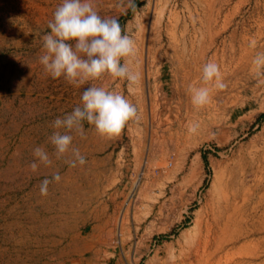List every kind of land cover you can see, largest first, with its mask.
Segmentation results:
<instances>
[{
  "label": "rangeland",
  "instance_id": "rangeland-1",
  "mask_svg": "<svg viewBox=\"0 0 264 264\" xmlns=\"http://www.w3.org/2000/svg\"><path fill=\"white\" fill-rule=\"evenodd\" d=\"M61 3L0 0V264H173L230 176L243 181L239 204L244 198L257 223L264 214V73L257 75L252 59L264 52V0H135L126 13L120 0H91L135 41L130 67L140 79L134 94L107 75L90 83L124 95L139 119L114 140L85 122V138L72 133L86 158L75 168L67 157L56 159L48 138L52 122L80 105L89 85L53 79L39 63ZM209 61L227 87L207 85L211 101L197 109L188 89L206 86ZM197 122L190 134L187 126ZM36 147L53 163L34 173ZM57 172L61 180L41 196V182ZM246 242L256 253L242 264H264L262 236Z\"/></svg>",
  "mask_w": 264,
  "mask_h": 264
},
{
  "label": "clouds",
  "instance_id": "clouds-1",
  "mask_svg": "<svg viewBox=\"0 0 264 264\" xmlns=\"http://www.w3.org/2000/svg\"><path fill=\"white\" fill-rule=\"evenodd\" d=\"M119 6L125 13L128 9H136L135 0H126V3L120 0ZM48 28L50 32L42 37L43 54L39 57L44 71L51 78L63 77L76 87L89 85L83 88L81 104L52 122L54 131L48 138L54 146L56 159L67 157L65 162L75 168L85 165L86 158L73 146L72 133L85 138V122L94 126L100 137L114 140L120 138L129 122L139 119L137 106L124 95L90 83L107 75L126 81L129 92L134 94L140 79L139 73L130 67L136 55V44L122 29L118 18L101 17L91 0H62L54 12V19L48 22ZM256 46V40L250 41L249 47L255 49ZM252 63L257 75L264 73V52H257ZM202 81L206 86L188 89L197 109L211 101V88L207 85L216 90L227 87L220 66L213 61L203 66ZM199 127L198 122L190 123L187 130L195 134ZM33 156L36 160L30 168L34 173L41 164L48 167L53 163L43 147H36ZM60 180L58 172L51 180L44 179L39 188L41 196L48 195L50 183Z\"/></svg>",
  "mask_w": 264,
  "mask_h": 264
},
{
  "label": "bare ground",
  "instance_id": "bare-ground-1",
  "mask_svg": "<svg viewBox=\"0 0 264 264\" xmlns=\"http://www.w3.org/2000/svg\"><path fill=\"white\" fill-rule=\"evenodd\" d=\"M191 55L193 57V54ZM245 169L246 167H240L241 172ZM241 185L243 181L240 179L235 184L232 176L220 184L216 199L206 207L203 217L196 223L190 241L173 254V264H242L247 261L244 258L248 255L252 256L250 261L254 260L256 249L250 246L246 239L253 234L262 236V241L264 240V214L257 223L250 221L254 216L247 211L245 199L241 197L243 203L239 204V198L243 194Z\"/></svg>",
  "mask_w": 264,
  "mask_h": 264
},
{
  "label": "crops",
  "instance_id": "crops-1",
  "mask_svg": "<svg viewBox=\"0 0 264 264\" xmlns=\"http://www.w3.org/2000/svg\"><path fill=\"white\" fill-rule=\"evenodd\" d=\"M245 103L243 102L242 104H241V106H243Z\"/></svg>",
  "mask_w": 264,
  "mask_h": 264
}]
</instances>
